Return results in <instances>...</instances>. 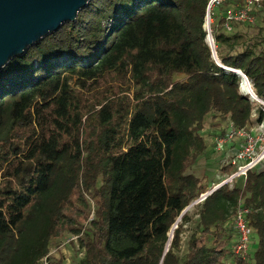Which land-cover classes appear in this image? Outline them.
<instances>
[{"label":"trees","instance_id":"trees-1","mask_svg":"<svg viewBox=\"0 0 264 264\" xmlns=\"http://www.w3.org/2000/svg\"><path fill=\"white\" fill-rule=\"evenodd\" d=\"M209 1L90 0L0 71V264H41L64 233L77 237V264H264V168L196 205L182 257L187 213L169 241L210 190L190 173L207 152L205 117L237 129L264 119L225 70L264 101V24L236 26L262 17L264 1L246 22L214 13L245 0L212 8L222 66L206 42ZM240 205L256 243L248 261L233 253Z\"/></svg>","mask_w":264,"mask_h":264},{"label":"built area","instance_id":"built-area-1","mask_svg":"<svg viewBox=\"0 0 264 264\" xmlns=\"http://www.w3.org/2000/svg\"><path fill=\"white\" fill-rule=\"evenodd\" d=\"M222 0H210L208 3L204 29L206 31V42L213 53L214 50V40L211 35L210 26L207 29V19H210V13L214 6H217ZM246 6L242 9H231L226 13V19L228 21L237 20L241 22L252 21L249 16L248 11L252 3H259L264 0H245ZM211 23V22H210ZM228 29H230L228 27ZM228 71V70H227ZM241 78V77H240ZM247 84L248 91L243 90V84ZM244 91V92H243ZM239 92L242 95L247 96L251 101L258 103L261 107H264V101L259 100L254 95V90L251 83L247 78H241V83L239 85ZM264 113V109L262 108ZM257 118L256 111L253 110L251 114V119L255 120ZM263 131V135H262ZM212 139V150L216 153L225 152V157L223 159L224 166L230 168L229 172H226L224 177L218 182L212 185V188L202 194L196 202H203L209 195L214 191L227 186L230 189L236 186V181L242 179V185L246 179L248 172L250 171H261L264 168V119L262 122L252 125L248 128H235L231 123L225 133H217ZM228 147L229 150L225 151ZM223 168V167H222ZM247 210L243 208L242 205L237 209L233 217V227L235 231V243L233 246V253L235 256L241 258L242 260L250 259L248 257V251L250 244L252 242V232L253 230L248 225L246 221ZM70 241L77 244V237L72 236ZM78 247V245H77ZM79 248V247H78ZM77 248V249H78ZM56 250H54V253ZM53 253V254H54ZM82 253V252H80ZM51 252L48 253L46 257L41 260V264H49Z\"/></svg>","mask_w":264,"mask_h":264},{"label":"water","instance_id":"water-1","mask_svg":"<svg viewBox=\"0 0 264 264\" xmlns=\"http://www.w3.org/2000/svg\"><path fill=\"white\" fill-rule=\"evenodd\" d=\"M89 1L0 0V71L13 58L22 56L29 47L45 36L56 31L63 24L74 21L77 14ZM212 57L216 65L222 66L214 51ZM225 70L231 71L241 78H246L240 71L228 68ZM189 207L180 214L169 237Z\"/></svg>","mask_w":264,"mask_h":264},{"label":"rangeland","instance_id":"rangeland-1","mask_svg":"<svg viewBox=\"0 0 264 264\" xmlns=\"http://www.w3.org/2000/svg\"><path fill=\"white\" fill-rule=\"evenodd\" d=\"M235 5L236 3L232 2L230 3L228 7H224L223 10H219V9L215 10L214 13L217 16L226 15V13L229 10H231V8H233ZM210 22H211V19H210ZM263 22H264V13L262 17H255L252 23H244V24L236 25V26H237V29L240 31L249 32L255 26L263 25L264 24ZM234 26L232 25L233 28ZM69 85L71 86V88H73L72 82L69 83ZM262 108L264 109V107ZM229 126H230L229 122L221 121L217 116L213 114L207 115L204 119V127H203L201 134L205 142L208 145L207 152L204 156H201L197 160V162L191 168L190 173H192L194 176L198 178L204 177L208 184V189H211L214 183L218 182L220 179L224 177V175L221 174V168L225 167L224 161H223L225 157V152H222L220 154L214 152L211 147L212 139L214 135L216 134L215 132L225 133V131L228 129ZM262 135H263V131H262ZM226 150H229V148L226 147L225 151ZM236 186H242L241 178L236 181ZM197 200L192 202L191 205H189L190 207L185 212L187 213L189 220L183 225V233L181 234L180 248L176 252V255L179 257H182V255L185 253L189 236L192 233V229L196 226V223L198 222V214H197L198 208L196 207V205L199 202H196ZM92 216L93 214H90L88 220H91ZM86 223L87 222H85L84 224ZM179 223H180V220L177 224ZM173 234L171 235V237H169L171 240L173 238ZM70 238L71 236L68 233H64L56 241V244L53 247H51L49 252H51L52 255L50 256L49 264H54L59 259H62V264H77V262L83 257V253H80V250L77 247V244H75L74 242L73 244H71L72 241H70ZM255 249H256V243L254 242L253 237H252V242L250 244L249 251H248L249 258L253 256ZM54 250H56L55 253H54ZM246 260L248 261V258H246Z\"/></svg>","mask_w":264,"mask_h":264},{"label":"bare ground","instance_id":"bare-ground-1","mask_svg":"<svg viewBox=\"0 0 264 264\" xmlns=\"http://www.w3.org/2000/svg\"><path fill=\"white\" fill-rule=\"evenodd\" d=\"M209 25H210V19L208 18V20H207V24H206V28L208 29L209 28ZM246 84V83H245ZM245 84H243V90H245V92L246 91H248V87H247V84L245 85ZM244 92V91H243ZM168 246H169V244L167 245V247H166V249L168 248Z\"/></svg>","mask_w":264,"mask_h":264}]
</instances>
